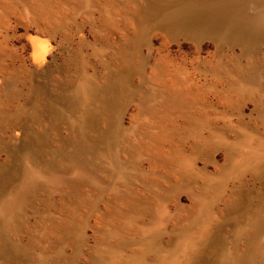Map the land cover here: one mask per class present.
<instances>
[{
	"label": "rangeland",
	"instance_id": "rangeland-1",
	"mask_svg": "<svg viewBox=\"0 0 264 264\" xmlns=\"http://www.w3.org/2000/svg\"><path fill=\"white\" fill-rule=\"evenodd\" d=\"M0 264H264V0H0Z\"/></svg>",
	"mask_w": 264,
	"mask_h": 264
}]
</instances>
